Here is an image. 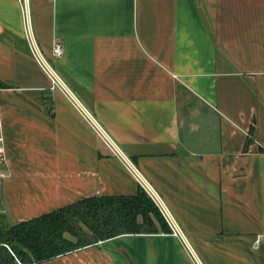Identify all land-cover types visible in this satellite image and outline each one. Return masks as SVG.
<instances>
[{
	"label": "crops",
	"instance_id": "0c3cea01",
	"mask_svg": "<svg viewBox=\"0 0 264 264\" xmlns=\"http://www.w3.org/2000/svg\"><path fill=\"white\" fill-rule=\"evenodd\" d=\"M26 29L181 233L157 208L168 230L38 264H195L187 245L201 264H264V0H0V206L12 223L139 187L50 87Z\"/></svg>",
	"mask_w": 264,
	"mask_h": 264
},
{
	"label": "trees",
	"instance_id": "16d2710c",
	"mask_svg": "<svg viewBox=\"0 0 264 264\" xmlns=\"http://www.w3.org/2000/svg\"><path fill=\"white\" fill-rule=\"evenodd\" d=\"M158 229L168 227L140 186L131 195L88 196L28 219L7 222L0 228V264H38L120 233ZM64 232L75 240L68 239Z\"/></svg>",
	"mask_w": 264,
	"mask_h": 264
},
{
	"label": "built area",
	"instance_id": "2783aa9c",
	"mask_svg": "<svg viewBox=\"0 0 264 264\" xmlns=\"http://www.w3.org/2000/svg\"><path fill=\"white\" fill-rule=\"evenodd\" d=\"M26 44L29 47V51L33 59L37 62L39 67L44 71L45 74H47L49 80H50V87L55 88L58 87L64 93L67 95V97L73 102V104L77 107L78 111L86 117V119L89 121L90 125L93 129L97 132L99 137L102 139V141L107 145V147L111 150V152L115 155L117 154L121 159L123 160L126 167L131 171L137 181V184L143 189V191L146 193V195L152 199V201L155 203L157 208L163 213L167 226L169 227V231L172 235H180V228L177 226L176 222L172 218V216L169 214V212L166 211V208L157 193L155 192L154 188L151 184L148 183L145 177L141 174L139 170L135 168V166L132 164L130 159L126 157L119 149V147L116 145V143H113L112 140L107 135V132L98 124V122L94 119L90 113L84 109V107L81 105V103L73 96L71 90L68 89V87H65V85L62 83L61 79L59 78V75L54 70L53 66L49 62L48 59L45 58V56L42 54L41 50L39 49L38 45H36L30 31L26 29ZM62 51V45L60 44L59 40L54 39L52 43L51 48V55L52 57H58L60 56ZM245 135L247 138H250L252 141H256L255 138L249 133L248 130H244ZM264 151V148H263ZM2 157V154L0 153V159ZM188 253L191 255L192 260L195 264H201L197 255L194 254L191 250V248L187 245Z\"/></svg>",
	"mask_w": 264,
	"mask_h": 264
},
{
	"label": "rangeland",
	"instance_id": "374dc122",
	"mask_svg": "<svg viewBox=\"0 0 264 264\" xmlns=\"http://www.w3.org/2000/svg\"><path fill=\"white\" fill-rule=\"evenodd\" d=\"M7 222H11V221H9V220H7L5 218V216H4L3 212H2L1 206H0V228L3 227L4 225H6ZM64 235L67 236V238L70 239L71 241L75 240V238L73 236H71V234H69L68 232H64ZM17 264H23V263H21L19 261V262H17Z\"/></svg>",
	"mask_w": 264,
	"mask_h": 264
}]
</instances>
